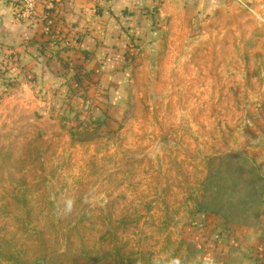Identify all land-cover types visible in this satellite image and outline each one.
<instances>
[{"label": "rangeland", "instance_id": "obj_1", "mask_svg": "<svg viewBox=\"0 0 264 264\" xmlns=\"http://www.w3.org/2000/svg\"><path fill=\"white\" fill-rule=\"evenodd\" d=\"M36 1L5 3L60 60L20 88L0 50V264H264V0L117 16L115 43Z\"/></svg>", "mask_w": 264, "mask_h": 264}, {"label": "crops", "instance_id": "obj_2", "mask_svg": "<svg viewBox=\"0 0 264 264\" xmlns=\"http://www.w3.org/2000/svg\"><path fill=\"white\" fill-rule=\"evenodd\" d=\"M44 2L45 0L36 1V9L42 8L43 10L42 3ZM183 4L186 5L182 2L181 5ZM190 4L192 5L191 1ZM179 6L180 3L178 4L174 0H104L103 2L102 0H62L61 3L67 24L77 25L78 29L87 28L90 30V34L94 31L101 32L100 37H103L104 31H106L105 37H109L114 43L118 41L119 34L123 30L115 21L117 16H120L119 20L123 22L122 25L126 30L140 22L143 25L141 29L147 31L148 36L154 37L153 34L159 30L156 26L161 25L160 19L164 15H173V10ZM15 11L12 5L0 2V50H3L5 54H11L14 59V62L7 60L1 70L6 68V74H20V88H25L28 85L25 74L33 79L49 82L50 76L53 74L52 62L59 61L60 56L58 59L54 58V61H51L50 57L42 56L39 43L29 41L35 30L29 23L16 21ZM94 14H98L95 23L91 20V16ZM86 42L91 49L95 47L94 39L90 38ZM46 47L49 46L45 45L44 48ZM113 62L115 63L117 60L113 58ZM117 64L120 66V60ZM113 73L108 71V73L103 74ZM118 74L123 73L119 72ZM252 240L257 250L261 249V246L264 249V245L258 243L257 238L252 237Z\"/></svg>", "mask_w": 264, "mask_h": 264}, {"label": "built area", "instance_id": "obj_3", "mask_svg": "<svg viewBox=\"0 0 264 264\" xmlns=\"http://www.w3.org/2000/svg\"><path fill=\"white\" fill-rule=\"evenodd\" d=\"M7 1H14L20 4V13L18 14V18H24L27 19L29 17H32L34 14V0H0V2H7ZM4 58L0 54V61H3Z\"/></svg>", "mask_w": 264, "mask_h": 264}, {"label": "water", "instance_id": "obj_4", "mask_svg": "<svg viewBox=\"0 0 264 264\" xmlns=\"http://www.w3.org/2000/svg\"><path fill=\"white\" fill-rule=\"evenodd\" d=\"M149 94H150V97L154 100V98H155V94H154L153 86H150V87H149Z\"/></svg>", "mask_w": 264, "mask_h": 264}, {"label": "trees", "instance_id": "obj_5", "mask_svg": "<svg viewBox=\"0 0 264 264\" xmlns=\"http://www.w3.org/2000/svg\"><path fill=\"white\" fill-rule=\"evenodd\" d=\"M13 83V80H10ZM14 84V83H13Z\"/></svg>", "mask_w": 264, "mask_h": 264}, {"label": "clouds", "instance_id": "obj_6", "mask_svg": "<svg viewBox=\"0 0 264 264\" xmlns=\"http://www.w3.org/2000/svg\"><path fill=\"white\" fill-rule=\"evenodd\" d=\"M69 207H70V202H69Z\"/></svg>", "mask_w": 264, "mask_h": 264}]
</instances>
